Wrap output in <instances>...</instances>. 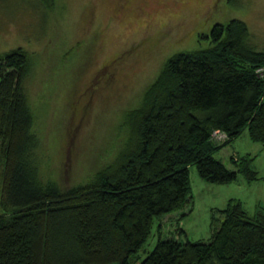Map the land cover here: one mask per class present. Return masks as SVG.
Returning a JSON list of instances; mask_svg holds the SVG:
<instances>
[{
  "label": "trees",
  "instance_id": "obj_1",
  "mask_svg": "<svg viewBox=\"0 0 264 264\" xmlns=\"http://www.w3.org/2000/svg\"><path fill=\"white\" fill-rule=\"evenodd\" d=\"M206 36L207 44L164 60L124 111L110 158L73 183L43 168L26 87L34 53L20 44L0 51V264H264V207L251 213L236 197L218 208L207 240L182 238L176 222L137 253L155 218L191 200L189 164L212 181L258 176L249 152L230 154L234 167L214 153L244 126L264 145V76L256 70L264 48L239 17L212 23ZM214 129L226 137L215 139Z\"/></svg>",
  "mask_w": 264,
  "mask_h": 264
},
{
  "label": "rangeland",
  "instance_id": "obj_2",
  "mask_svg": "<svg viewBox=\"0 0 264 264\" xmlns=\"http://www.w3.org/2000/svg\"><path fill=\"white\" fill-rule=\"evenodd\" d=\"M35 1L0 0V51L20 44L34 53L26 87L43 134V168L67 183L110 158L124 111L140 102L170 54L207 44L212 23L239 17L264 48V0H54L52 8ZM246 152L257 169L252 179L238 172L212 181L189 164L191 200L154 219L138 256L176 222L182 238L207 240L230 197L251 213L264 207L262 142L244 126L214 155L234 167L230 154Z\"/></svg>",
  "mask_w": 264,
  "mask_h": 264
},
{
  "label": "built area",
  "instance_id": "obj_3",
  "mask_svg": "<svg viewBox=\"0 0 264 264\" xmlns=\"http://www.w3.org/2000/svg\"><path fill=\"white\" fill-rule=\"evenodd\" d=\"M257 73L260 74L261 76H264V66H258L256 68ZM212 135L215 139H223L226 137V133L223 130L220 129H214L212 131Z\"/></svg>",
  "mask_w": 264,
  "mask_h": 264
},
{
  "label": "crops",
  "instance_id": "obj_4",
  "mask_svg": "<svg viewBox=\"0 0 264 264\" xmlns=\"http://www.w3.org/2000/svg\"><path fill=\"white\" fill-rule=\"evenodd\" d=\"M264 146V145H263Z\"/></svg>",
  "mask_w": 264,
  "mask_h": 264
}]
</instances>
